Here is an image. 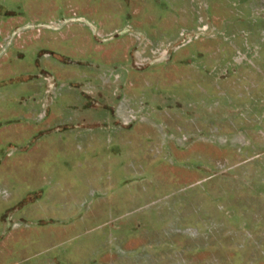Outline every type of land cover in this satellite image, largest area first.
<instances>
[{
	"label": "rangeland",
	"instance_id": "rangeland-1",
	"mask_svg": "<svg viewBox=\"0 0 264 264\" xmlns=\"http://www.w3.org/2000/svg\"><path fill=\"white\" fill-rule=\"evenodd\" d=\"M0 264H264V0H0Z\"/></svg>",
	"mask_w": 264,
	"mask_h": 264
}]
</instances>
